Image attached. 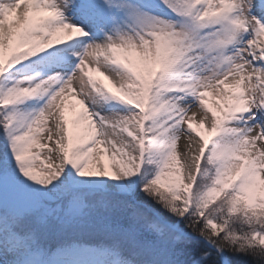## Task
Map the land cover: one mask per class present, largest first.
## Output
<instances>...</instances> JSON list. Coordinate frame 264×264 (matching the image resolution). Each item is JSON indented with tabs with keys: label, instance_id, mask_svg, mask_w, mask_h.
<instances>
[{
	"label": "snow or ice",
	"instance_id": "6c2138e0",
	"mask_svg": "<svg viewBox=\"0 0 264 264\" xmlns=\"http://www.w3.org/2000/svg\"><path fill=\"white\" fill-rule=\"evenodd\" d=\"M240 258L264 264V0H0V264Z\"/></svg>",
	"mask_w": 264,
	"mask_h": 264
},
{
	"label": "trees",
	"instance_id": "16d2710c",
	"mask_svg": "<svg viewBox=\"0 0 264 264\" xmlns=\"http://www.w3.org/2000/svg\"><path fill=\"white\" fill-rule=\"evenodd\" d=\"M240 264H251L250 260H246L244 258H240Z\"/></svg>",
	"mask_w": 264,
	"mask_h": 264
},
{
	"label": "rangeland",
	"instance_id": "374dc122",
	"mask_svg": "<svg viewBox=\"0 0 264 264\" xmlns=\"http://www.w3.org/2000/svg\"><path fill=\"white\" fill-rule=\"evenodd\" d=\"M99 79H103L102 77H99ZM105 83H107V81H105Z\"/></svg>",
	"mask_w": 264,
	"mask_h": 264
}]
</instances>
